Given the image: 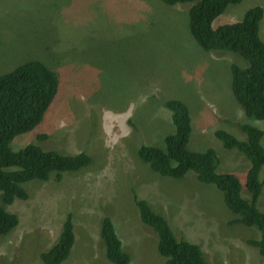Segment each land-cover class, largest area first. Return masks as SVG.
Wrapping results in <instances>:
<instances>
[{"label":"rangeland","instance_id":"1","mask_svg":"<svg viewBox=\"0 0 264 264\" xmlns=\"http://www.w3.org/2000/svg\"><path fill=\"white\" fill-rule=\"evenodd\" d=\"M256 5L264 8V0L231 4L214 26L240 20ZM260 34L264 40V17ZM234 57L198 44L184 4L0 0V75L41 60L60 79L57 99L43 121L17 135L12 148L34 142L45 150L76 154L87 149L93 155V163L65 172L62 181L53 175L24 183L29 198L6 205L20 222L0 235V264H43L41 253L58 240L68 213L76 241L61 264H109L101 236L105 215L118 227L131 264H164L157 235L138 219L134 193L164 214L177 235L199 244L210 264H264L258 248L248 243L260 237L257 227L229 223L238 214L215 184L199 182L194 171L183 178L163 176L137 154L142 143L165 147L175 125L163 103L181 99L191 112L189 148H215L218 170L236 173L243 197L250 198V160L215 135L225 129L246 140L241 123L264 130V120L248 116L234 97L231 64L246 65ZM258 205L264 208V191Z\"/></svg>","mask_w":264,"mask_h":264},{"label":"trees","instance_id":"2","mask_svg":"<svg viewBox=\"0 0 264 264\" xmlns=\"http://www.w3.org/2000/svg\"><path fill=\"white\" fill-rule=\"evenodd\" d=\"M163 1L189 6L190 31L203 49L231 52L237 56L235 59L246 64L232 62V92L248 116L264 120V40L260 34L264 8L250 7L242 19L214 26L215 19L229 5L241 0ZM59 89V75L41 60H28L0 75V235H7L20 222L19 216L8 211L6 205L16 198H29L25 182L49 180L53 175L62 181L65 172H75L93 163V155L87 149L65 154L45 150L34 142L20 150L12 148L17 135L31 131L43 121ZM163 105L172 112L175 131L165 136V147L142 143L137 151L139 158L163 176L183 178L194 171L200 182L215 184L223 192L228 208L238 214L229 223L257 227L260 237L251 238L248 243L256 246L264 258V208L258 205L264 191V179L260 177L264 166V130L251 123H241L246 140L225 129L215 131L225 147L238 149L250 160L246 188L251 197L245 198L240 177L218 170L221 163L215 148L202 151L189 148L192 119L187 103L171 98ZM131 124L136 131V123ZM40 138H46V134ZM133 198L139 221L158 237L157 247L165 258L164 264H210L201 246L177 235L168 218L156 211L147 199L139 198L137 193ZM101 236L109 264H131V253L108 215L101 221ZM75 241L73 214L68 213L58 240L41 253L43 264H61L68 258Z\"/></svg>","mask_w":264,"mask_h":264},{"label":"clouds","instance_id":"3","mask_svg":"<svg viewBox=\"0 0 264 264\" xmlns=\"http://www.w3.org/2000/svg\"><path fill=\"white\" fill-rule=\"evenodd\" d=\"M177 4H179V3H177ZM259 120H260V119H259ZM263 139H264V137H263ZM263 139H262V142H263ZM137 154H138V153H137ZM189 172H190V171H189ZM189 172H188V173H189ZM188 173H187V174H188ZM187 174H186V175H187ZM186 175H185V176H186ZM185 176H184V177H185ZM195 177L198 178L196 173H195ZM262 179H264V177H263ZM198 181H199V179H198ZM199 182H200V181H199ZM201 183H202V182H201ZM223 195H224V194H223ZM116 227H117V226H116ZM117 228H118V227H117ZM118 233H119V231H118ZM119 235H120V234H119ZM120 237H121V236H120ZM122 240H123V239H122ZM123 243H124V242H123ZM203 253H204V252H203ZM204 256H205V255H204ZM205 258H206V257H205ZM209 263H210V262H209Z\"/></svg>","mask_w":264,"mask_h":264}]
</instances>
